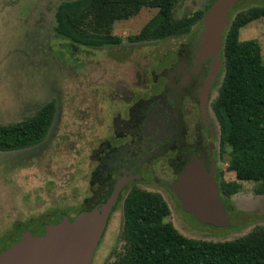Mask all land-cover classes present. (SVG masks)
Segmentation results:
<instances>
[{
	"label": "rangeland",
	"instance_id": "obj_1",
	"mask_svg": "<svg viewBox=\"0 0 264 264\" xmlns=\"http://www.w3.org/2000/svg\"><path fill=\"white\" fill-rule=\"evenodd\" d=\"M74 1L79 0H0V126L21 123L50 103L56 107L40 144L0 152V243H6L18 228L78 206L80 201L74 197L82 198L88 187L90 154L102 133L100 123L110 119L112 85L129 79L141 67L150 71L159 56L195 39L202 28L198 24L188 35L163 41L130 43V36L157 24L158 10L143 8L137 16L114 24L113 34L122 39L120 46H77L57 34L59 6ZM213 2L184 0L175 17H191ZM257 6H264V0L244 1L233 16ZM252 40L260 42L264 62V19L241 30L240 41ZM231 158V149L226 147L219 156L218 184L238 182L236 174L228 171ZM239 183V193L226 200L232 220L226 228L202 225L169 192H149L164 198L171 211L166 221L184 236L226 242L264 227V195L257 193L258 184ZM123 228L120 211L113 215L92 264H113L120 258L125 251Z\"/></svg>",
	"mask_w": 264,
	"mask_h": 264
},
{
	"label": "trees",
	"instance_id": "obj_2",
	"mask_svg": "<svg viewBox=\"0 0 264 264\" xmlns=\"http://www.w3.org/2000/svg\"><path fill=\"white\" fill-rule=\"evenodd\" d=\"M183 1L66 2L59 6L56 14L57 34L77 46L117 47L122 39L113 34L114 24L129 20L148 8L158 10L157 24H149L139 34L130 36V43L185 36L198 24L202 25L211 5L191 17L177 19L175 12ZM240 4L230 14L231 25L225 33L223 49L224 77L213 106L222 125L224 145L232 152L228 171L234 172L238 181L219 184L227 212L226 200L239 193V182L257 183V193L264 195L263 51L258 40L240 41L243 28L264 19V6L233 16ZM55 112V104L50 103L21 123L0 126V152L21 151L40 144L48 134ZM123 212L125 251L113 264H264V227H257L234 241L190 239L166 221L171 211L164 198L159 193L142 189H134L129 194ZM2 245L5 248V241L0 243Z\"/></svg>",
	"mask_w": 264,
	"mask_h": 264
},
{
	"label": "flooded vegetation",
	"instance_id": "obj_3",
	"mask_svg": "<svg viewBox=\"0 0 264 264\" xmlns=\"http://www.w3.org/2000/svg\"><path fill=\"white\" fill-rule=\"evenodd\" d=\"M201 29L178 50L159 56L150 71L141 67L129 79L112 85L110 119L100 123L102 133L90 154L88 187L82 198L74 197L80 201L78 206L37 219L24 231L11 232L0 252L20 240L24 232L41 236L46 226L65 217L72 221L81 213L113 203L109 225L113 215L123 212L134 189L176 196L170 186L194 160L215 173L218 182L219 156L227 146L213 106L224 60L222 52L220 67L214 57L202 55L198 44Z\"/></svg>",
	"mask_w": 264,
	"mask_h": 264
},
{
	"label": "water",
	"instance_id": "obj_4",
	"mask_svg": "<svg viewBox=\"0 0 264 264\" xmlns=\"http://www.w3.org/2000/svg\"><path fill=\"white\" fill-rule=\"evenodd\" d=\"M243 1L214 0L203 18L198 39L201 53L214 57L220 67L230 14ZM170 190L178 197L182 210L202 225L231 226L215 173H209L199 161L188 164ZM112 207L110 203L102 210L81 213L72 221L65 217L58 224L46 226L41 236L24 232L20 240L0 252V264H92Z\"/></svg>",
	"mask_w": 264,
	"mask_h": 264
},
{
	"label": "crops",
	"instance_id": "obj_5",
	"mask_svg": "<svg viewBox=\"0 0 264 264\" xmlns=\"http://www.w3.org/2000/svg\"><path fill=\"white\" fill-rule=\"evenodd\" d=\"M261 20V19H260ZM259 21V20H258Z\"/></svg>",
	"mask_w": 264,
	"mask_h": 264
}]
</instances>
